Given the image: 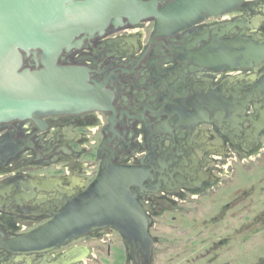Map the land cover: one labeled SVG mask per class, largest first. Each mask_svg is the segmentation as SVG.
<instances>
[{
	"label": "flooded vegetation",
	"instance_id": "1",
	"mask_svg": "<svg viewBox=\"0 0 264 264\" xmlns=\"http://www.w3.org/2000/svg\"><path fill=\"white\" fill-rule=\"evenodd\" d=\"M158 1L160 8L170 0ZM223 28L224 38L249 34H255L257 41L263 38L264 0H245L172 35L156 34V16L148 15L137 21L123 17L103 30L76 36L72 46L61 50L57 63L88 68L90 83H104L111 92L110 106L0 121V199L8 194L55 197L57 209L59 203L86 191L108 163L136 166L143 169L144 178L131 188L150 216L151 232L155 216L163 215L179 198L216 192L226 182L220 171L246 165L264 152V95L254 90L264 64L213 75L194 60L193 53L198 54ZM24 57L25 65L37 67L42 50ZM204 90L227 102L230 111L197 117L195 132L180 129L175 133L180 138L166 147L164 131L173 130V119L159 109L157 97L173 98L182 92L184 108L191 112L195 93ZM240 198L236 195L223 207ZM54 210H24L0 202V264L57 263L74 249L86 248L85 256L71 263L76 264L94 255L93 246L82 242L116 230L97 229L48 255L18 254L4 247L7 240L45 222ZM120 235L121 242L109 243L108 256L119 257L120 264H154L156 236L152 234L148 255L146 248L135 247Z\"/></svg>",
	"mask_w": 264,
	"mask_h": 264
},
{
	"label": "water",
	"instance_id": "2",
	"mask_svg": "<svg viewBox=\"0 0 264 264\" xmlns=\"http://www.w3.org/2000/svg\"><path fill=\"white\" fill-rule=\"evenodd\" d=\"M245 0H170L158 8V0H0V121L38 118L57 113L103 110L110 106L111 92L105 84L90 83L89 69L57 63L64 47H70L81 33L103 30L123 17L137 21L156 16V34L172 35L209 16H220ZM226 30H217L194 60L213 75L235 68L262 67L264 37L255 34L224 38ZM42 50L37 67L24 63V54ZM41 65V66H40ZM254 90L264 95V74ZM207 87V86H206ZM204 87V89H206ZM196 92L194 110L186 111L182 92L173 98L157 97L159 109L173 119V130L164 131V144L171 148L180 129L195 132L197 117L230 111L224 100L204 90ZM262 92V95H261ZM107 104V106L105 105ZM210 124V122H206ZM181 135V134H180ZM180 155V154H177ZM143 169L108 163L81 195L59 203L56 198H35L8 194L0 202L15 204L24 210L55 208L45 222L9 239L4 247L18 254L56 251L69 241L79 240L92 231L113 227L135 247L150 248V216L132 185L143 181ZM45 202V203H44ZM87 253L76 248L62 260L46 264H71ZM44 264V262L42 263Z\"/></svg>",
	"mask_w": 264,
	"mask_h": 264
},
{
	"label": "rangeland",
	"instance_id": "3",
	"mask_svg": "<svg viewBox=\"0 0 264 264\" xmlns=\"http://www.w3.org/2000/svg\"><path fill=\"white\" fill-rule=\"evenodd\" d=\"M219 173L226 182L216 192L179 198L155 216L154 264H264V152ZM236 195L241 198L223 207ZM111 241H122L118 231L82 242L93 246L94 255L76 264H120L119 257L108 256Z\"/></svg>",
	"mask_w": 264,
	"mask_h": 264
}]
</instances>
